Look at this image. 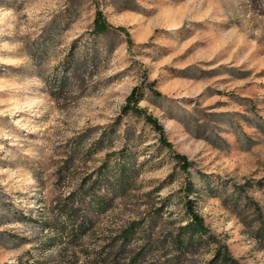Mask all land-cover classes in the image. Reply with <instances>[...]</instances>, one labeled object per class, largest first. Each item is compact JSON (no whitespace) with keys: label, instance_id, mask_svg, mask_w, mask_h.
<instances>
[{"label":"rangeland","instance_id":"374dc122","mask_svg":"<svg viewBox=\"0 0 264 264\" xmlns=\"http://www.w3.org/2000/svg\"><path fill=\"white\" fill-rule=\"evenodd\" d=\"M97 11L111 30L93 35ZM133 88L188 175L142 117L122 115ZM123 150L137 174L95 215L85 255L131 220L160 240L182 218L188 176L232 256L264 264L253 210L264 222V0H0V264H64L54 201Z\"/></svg>","mask_w":264,"mask_h":264},{"label":"trees","instance_id":"16d2710c","mask_svg":"<svg viewBox=\"0 0 264 264\" xmlns=\"http://www.w3.org/2000/svg\"><path fill=\"white\" fill-rule=\"evenodd\" d=\"M110 30V25L97 11L91 33L100 35ZM149 89H152V84ZM151 94L159 96V93L154 90H151ZM136 95L137 88H133L126 99V104L121 109L122 115L142 117L158 133L160 144L173 153V160L181 173L188 175L191 163L185 156L173 152L172 145L166 140L162 127L139 108ZM121 155L120 160L113 158V163L104 160L90 184L86 185V182L80 181L76 188L66 196L54 201L51 213L53 217L60 218V222L52 220V231L65 233L68 237L69 256L64 264H192L193 259L201 255L208 256V258L200 264H240L232 256L227 244L218 239L195 208L192 198V195L196 193L195 185L188 176L178 192L182 218L175 222L174 227L160 240L153 241L149 234L141 233L142 225L137 220H131L124 223L114 233L109 234L103 247L96 254L85 255L83 245L80 243L88 238L95 215L110 206L117 189L123 191V186L130 175L137 174L133 166L127 165L126 161L130 159V155L126 154V150H123ZM100 191H103V194ZM166 201L167 199L164 198L162 203L165 205ZM248 202L252 203L249 198L245 200L246 204ZM236 207H238L237 204L234 208ZM253 210L254 222H258L259 226L255 237L260 244H264V228L261 227L264 225L262 210L258 205H255ZM152 219L150 225L155 223ZM47 222L49 225L50 221ZM55 235L48 236L47 243L52 244ZM133 244L139 246L132 247ZM154 247L161 249L164 253L162 252V255L158 257ZM42 261L26 254L25 258H18L16 264H45ZM47 264H61V261L54 256Z\"/></svg>","mask_w":264,"mask_h":264}]
</instances>
